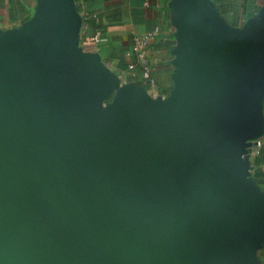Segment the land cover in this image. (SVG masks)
I'll list each match as a JSON object with an SVG mask.
<instances>
[{
    "label": "water",
    "instance_id": "obj_1",
    "mask_svg": "<svg viewBox=\"0 0 264 264\" xmlns=\"http://www.w3.org/2000/svg\"><path fill=\"white\" fill-rule=\"evenodd\" d=\"M199 1L178 6L167 100L105 101L69 0L0 44V264H256L264 194L244 153L264 132V18L233 30Z\"/></svg>",
    "mask_w": 264,
    "mask_h": 264
},
{
    "label": "crops",
    "instance_id": "obj_2",
    "mask_svg": "<svg viewBox=\"0 0 264 264\" xmlns=\"http://www.w3.org/2000/svg\"><path fill=\"white\" fill-rule=\"evenodd\" d=\"M46 1L0 0V44L25 39L47 16ZM182 1L69 0L78 48L111 82L106 102L128 87L136 88L148 101L167 100L173 94L182 73L177 26ZM199 4L213 22L233 30L264 18V0H200ZM244 157L249 177L264 194V132L251 140ZM253 253L255 263L264 264V239Z\"/></svg>",
    "mask_w": 264,
    "mask_h": 264
},
{
    "label": "built area",
    "instance_id": "obj_3",
    "mask_svg": "<svg viewBox=\"0 0 264 264\" xmlns=\"http://www.w3.org/2000/svg\"><path fill=\"white\" fill-rule=\"evenodd\" d=\"M94 40H95V41H98V40H99V37H98V36H95V37H94ZM257 144H259V141H257Z\"/></svg>",
    "mask_w": 264,
    "mask_h": 264
},
{
    "label": "rangeland",
    "instance_id": "obj_4",
    "mask_svg": "<svg viewBox=\"0 0 264 264\" xmlns=\"http://www.w3.org/2000/svg\"><path fill=\"white\" fill-rule=\"evenodd\" d=\"M105 103V102H104ZM247 254L250 255V250L247 251Z\"/></svg>",
    "mask_w": 264,
    "mask_h": 264
}]
</instances>
